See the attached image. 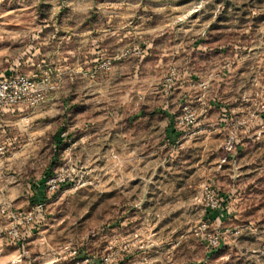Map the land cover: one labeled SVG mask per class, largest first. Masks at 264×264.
<instances>
[{
    "label": "clouds",
    "instance_id": "9594fccd",
    "mask_svg": "<svg viewBox=\"0 0 264 264\" xmlns=\"http://www.w3.org/2000/svg\"><path fill=\"white\" fill-rule=\"evenodd\" d=\"M0 264H264V0H0Z\"/></svg>",
    "mask_w": 264,
    "mask_h": 264
}]
</instances>
